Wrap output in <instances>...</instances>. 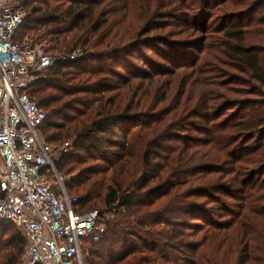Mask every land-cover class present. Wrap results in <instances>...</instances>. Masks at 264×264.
Here are the masks:
<instances>
[{
	"label": "trees",
	"instance_id": "trees-1",
	"mask_svg": "<svg viewBox=\"0 0 264 264\" xmlns=\"http://www.w3.org/2000/svg\"><path fill=\"white\" fill-rule=\"evenodd\" d=\"M20 2L14 41L55 57L27 87L72 148L55 169L78 212H113L83 264H264V0Z\"/></svg>",
	"mask_w": 264,
	"mask_h": 264
},
{
	"label": "built area",
	"instance_id": "built-area-1",
	"mask_svg": "<svg viewBox=\"0 0 264 264\" xmlns=\"http://www.w3.org/2000/svg\"><path fill=\"white\" fill-rule=\"evenodd\" d=\"M25 16L20 0H0V222L26 239L19 264H83L84 240H96L113 212H78L79 198L68 195L55 169L53 159L66 146L55 149L43 137L47 112L27 93L55 57L14 41ZM81 56L77 48L68 58Z\"/></svg>",
	"mask_w": 264,
	"mask_h": 264
},
{
	"label": "rangeland",
	"instance_id": "rangeland-1",
	"mask_svg": "<svg viewBox=\"0 0 264 264\" xmlns=\"http://www.w3.org/2000/svg\"><path fill=\"white\" fill-rule=\"evenodd\" d=\"M44 43V41L43 42H41V43H38V44H36L37 46H41L42 44ZM43 135V137L45 136L44 134H42ZM52 143V146H54V148L55 149H59L61 146H63V145H65L66 147H68V145L70 144V143H65V144H60V143H53V142H51ZM72 150V148H70V147H68V150ZM59 153H57V155H58ZM50 177L52 178V182H54L53 183V185L57 188L58 187V185H57V180H56V178L55 177H53V175L52 174H50ZM63 180L65 179V177L63 176V175H61L60 176ZM10 233H13L14 235H21V236H23L24 237V235L22 234V232H20V231H18V230H16L15 228H14V231H12V232H10ZM9 234V233H8ZM14 247H12L11 248V251L12 252H14V253H16V248H14Z\"/></svg>",
	"mask_w": 264,
	"mask_h": 264
}]
</instances>
